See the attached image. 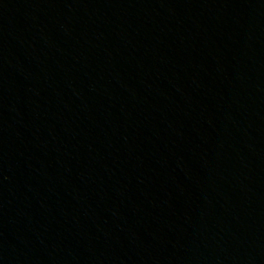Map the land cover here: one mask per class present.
I'll list each match as a JSON object with an SVG mask.
<instances>
[{
    "label": "water",
    "instance_id": "obj_1",
    "mask_svg": "<svg viewBox=\"0 0 264 264\" xmlns=\"http://www.w3.org/2000/svg\"><path fill=\"white\" fill-rule=\"evenodd\" d=\"M0 264H264V0H0Z\"/></svg>",
    "mask_w": 264,
    "mask_h": 264
}]
</instances>
